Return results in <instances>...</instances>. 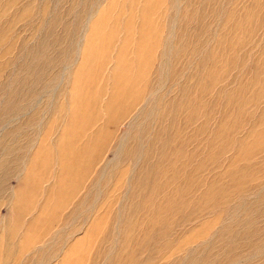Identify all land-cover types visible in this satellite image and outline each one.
I'll return each instance as SVG.
<instances>
[{"label": "rangeland", "instance_id": "rangeland-1", "mask_svg": "<svg viewBox=\"0 0 264 264\" xmlns=\"http://www.w3.org/2000/svg\"><path fill=\"white\" fill-rule=\"evenodd\" d=\"M69 126L96 203L84 188L22 257ZM80 242L81 264H264V0H0V264Z\"/></svg>", "mask_w": 264, "mask_h": 264}, {"label": "bare ground", "instance_id": "bare-ground-1", "mask_svg": "<svg viewBox=\"0 0 264 264\" xmlns=\"http://www.w3.org/2000/svg\"><path fill=\"white\" fill-rule=\"evenodd\" d=\"M154 2L157 3L158 1H154ZM215 47H217V42ZM212 54L213 53L210 54L208 53L207 57L210 58ZM167 63L169 64L170 62L167 61ZM120 67L121 66H119L118 68L120 69ZM76 131H77L76 127L69 126L62 133L61 137H67V138H63L60 141V146L62 147L61 158H60L62 168H61L60 177H56V180L53 181L52 185L48 188V192L50 193V195L46 199L44 206L41 207V211L38 219L37 220L34 219L32 223H30V227L24 234L22 242L19 244V251L22 257L32 252L36 248L35 246L37 244L41 243L46 237H48L51 234L52 232L51 229L54 227L56 223L60 221L62 212H64L71 204H73L78 194L82 190H84L85 188L84 184L86 183V181L90 179V177H79L76 173L78 167L81 165L82 162L86 164H89L91 162V156H90L91 150L89 149L88 145L84 146L82 150L79 149L76 150L79 138L78 139L70 138L73 137ZM105 134H107V130L105 131ZM41 156H43L44 160L46 159L45 161L50 164V158H49L51 157L50 149L46 151L41 150L39 152V157ZM41 160L42 159L35 161L34 177H26L25 179V186L23 190H26L28 192V195H25L24 201L28 198H30L31 200L30 205L28 203H25L23 206L22 204L21 210H19V211L27 210V214L25 215L31 214V212L35 209L36 200L40 195L38 194L37 197L35 198L34 197L35 191L39 189V186H40V191H42L43 186L50 182V177H45L47 172L44 171V167L41 163ZM96 162L97 160L95 159L94 164H96ZM150 175L151 174H146L145 177H143V179L140 182L137 181L132 184L133 196L135 195L134 194L135 191H139L140 189L142 188L144 189V187L149 186V181L156 180V179L154 180V177H150ZM95 182L96 181L94 180L89 185L88 188L87 187L85 188L86 191V195L84 196L85 201L91 200L92 203H96L93 202L94 198L90 193V190L91 188H93ZM94 195L95 194H93V196ZM133 196L132 199H134ZM34 200L35 202H33ZM53 200L54 202L51 206ZM136 206L137 205L130 208L132 210L131 213H133V215L137 213L138 206L144 207L145 205L144 202L141 201L139 202L137 208ZM134 211L136 213H134ZM98 220L102 221V217L98 218ZM125 222L127 225L131 223L129 218H127ZM21 227L22 225L17 230H20ZM99 228L95 227V230L93 231L94 234H92V237H95V235L97 236V232ZM17 230L14 231V237L11 240L9 239V241H13L15 239L18 232ZM40 236H42V238ZM83 247H84V242H80L78 245H76L73 248V250H70L68 254L65 256L64 258L65 261L63 262V264H81V261L79 260L83 259V256L86 255V253L83 252ZM8 248L9 247L7 245L6 250H8ZM8 251H7V255L2 260L3 264H9L8 262H6V260H9L12 254H9ZM73 258L75 259L72 263L71 260ZM0 261H1V257H0Z\"/></svg>", "mask_w": 264, "mask_h": 264}]
</instances>
